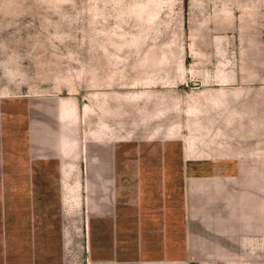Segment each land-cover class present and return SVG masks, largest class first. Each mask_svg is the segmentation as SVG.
I'll return each mask as SVG.
<instances>
[{
	"label": "crops",
	"instance_id": "1",
	"mask_svg": "<svg viewBox=\"0 0 264 264\" xmlns=\"http://www.w3.org/2000/svg\"><path fill=\"white\" fill-rule=\"evenodd\" d=\"M93 79L104 88L84 95L0 88V264H264L236 258L248 243L241 181L221 165L241 152L164 129L155 92L119 94L108 72ZM226 116L200 125L241 118Z\"/></svg>",
	"mask_w": 264,
	"mask_h": 264
},
{
	"label": "rangeland",
	"instance_id": "2",
	"mask_svg": "<svg viewBox=\"0 0 264 264\" xmlns=\"http://www.w3.org/2000/svg\"><path fill=\"white\" fill-rule=\"evenodd\" d=\"M106 72L119 94L155 92L164 129L178 124L241 152L221 165L241 181L237 232L248 243L236 258L264 263V0H0V88L84 95L104 88L93 77ZM234 113L241 118L230 126L200 125ZM254 119L261 125L251 135H236Z\"/></svg>",
	"mask_w": 264,
	"mask_h": 264
}]
</instances>
